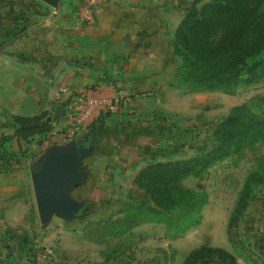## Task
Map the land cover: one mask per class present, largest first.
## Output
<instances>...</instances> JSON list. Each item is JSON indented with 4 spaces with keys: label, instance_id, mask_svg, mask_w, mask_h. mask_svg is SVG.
I'll list each match as a JSON object with an SVG mask.
<instances>
[{
    "label": "crops",
    "instance_id": "crops-1",
    "mask_svg": "<svg viewBox=\"0 0 264 264\" xmlns=\"http://www.w3.org/2000/svg\"><path fill=\"white\" fill-rule=\"evenodd\" d=\"M82 1L0 0V136H7L0 150L11 155L0 159V264H181L201 244L229 251L237 264H264V219L240 253L227 239V217L213 228L201 216L176 235L160 221L100 242L85 235L88 222L118 214L140 167L162 154L191 155L192 142L161 120L162 100L181 90L172 40L190 0H101L86 20L78 16ZM60 85L69 91L57 92ZM82 89L129 95L121 113L96 108L74 129L68 112ZM40 113L51 125L40 142L13 133L12 116ZM67 148L75 153L64 170L69 179L54 191L71 212H40L33 178L46 153Z\"/></svg>",
    "mask_w": 264,
    "mask_h": 264
},
{
    "label": "trees",
    "instance_id": "trees-1",
    "mask_svg": "<svg viewBox=\"0 0 264 264\" xmlns=\"http://www.w3.org/2000/svg\"><path fill=\"white\" fill-rule=\"evenodd\" d=\"M173 52L186 65L177 84L188 91L227 89L237 82L264 80V0H191L174 28ZM12 118L17 123L13 133L24 142L34 135L40 142L51 129L45 113ZM211 137L209 147L191 155L147 161L135 172L133 187L116 210L118 214L88 222L85 235L100 241L146 221L163 222L176 235L199 223L205 196L181 181L229 153H240L257 141L264 143V92L230 106L216 119ZM6 139V135L0 136V146ZM8 156L10 153L0 150V159ZM252 177L244 181V188ZM244 193L246 189H241L237 205L248 199ZM232 216L225 231L234 245L239 234ZM207 263L237 264L232 253L207 244L190 249L181 262Z\"/></svg>",
    "mask_w": 264,
    "mask_h": 264
},
{
    "label": "rangeland",
    "instance_id": "rangeland-1",
    "mask_svg": "<svg viewBox=\"0 0 264 264\" xmlns=\"http://www.w3.org/2000/svg\"><path fill=\"white\" fill-rule=\"evenodd\" d=\"M190 2L191 0L183 13ZM200 2H197V6ZM173 56L175 70L179 77L184 73L186 65L178 52H173ZM263 92L264 80L248 83L237 82L229 85L227 89L196 92L188 91L186 86L181 85V90L174 94V97L166 95L162 100L164 105L161 107V120L186 133L192 142L189 146V149H192L190 153H194L201 147H209L212 143L213 124L230 106L256 93ZM165 148L168 149V147ZM179 155L177 152L176 154H162L160 159L180 158ZM251 174L253 175L250 179L251 183L244 188L243 183ZM262 176L264 177V143L257 141L243 148L240 153H229L214 160L197 175L187 176L181 181L205 196V203L200 212L207 225L214 228L216 218L227 217L228 219L231 215H233L232 219L236 218L233 228L238 231L239 235L234 245L229 242L235 253L248 250L253 244V239L248 237L260 232V224L264 219V180L260 179ZM241 189L242 191L246 189L244 199L246 197L248 199L244 204L237 205ZM165 227L168 232H172L171 226ZM214 233L217 236L215 231ZM92 241L100 242L99 240Z\"/></svg>",
    "mask_w": 264,
    "mask_h": 264
},
{
    "label": "water",
    "instance_id": "water-1",
    "mask_svg": "<svg viewBox=\"0 0 264 264\" xmlns=\"http://www.w3.org/2000/svg\"><path fill=\"white\" fill-rule=\"evenodd\" d=\"M42 1L49 5H54L57 0ZM74 154L72 148H67L61 153L45 154L46 160L43 164V169L33 178L35 198L40 212H42L43 209L51 208L63 214H70L71 205L67 202H63L56 196L54 187L59 181L69 179V176L64 170L71 162Z\"/></svg>",
    "mask_w": 264,
    "mask_h": 264
},
{
    "label": "built area",
    "instance_id": "built-area-1",
    "mask_svg": "<svg viewBox=\"0 0 264 264\" xmlns=\"http://www.w3.org/2000/svg\"><path fill=\"white\" fill-rule=\"evenodd\" d=\"M101 0H83L82 5L78 10V16L82 20L88 19L97 10V3ZM117 1V0H114ZM69 88L66 85H60L57 88V92H68ZM129 94L126 93H114L110 96H102L93 93L90 89H82L74 93V101L71 110L68 114L74 125V129L84 125L96 108H100L105 114L114 115L121 113L119 107ZM49 251L48 249H46ZM34 264V263H32Z\"/></svg>",
    "mask_w": 264,
    "mask_h": 264
}]
</instances>
